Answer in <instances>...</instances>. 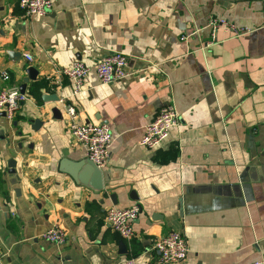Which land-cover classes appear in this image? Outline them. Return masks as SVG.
Wrapping results in <instances>:
<instances>
[{"label": "crops", "instance_id": "crops-1", "mask_svg": "<svg viewBox=\"0 0 264 264\" xmlns=\"http://www.w3.org/2000/svg\"><path fill=\"white\" fill-rule=\"evenodd\" d=\"M18 1L0 0V91L28 77L13 118L0 110V264H144L155 239L180 230L189 252L174 264L264 260V0H52L43 17L25 16ZM113 52L131 74L101 84L93 67ZM76 60L91 71L74 96L58 70ZM64 103L78 122L111 129L101 189L89 166L70 164L86 154ZM168 103L179 125L144 148V126ZM133 204L126 240L105 213ZM53 225L63 243L43 237Z\"/></svg>", "mask_w": 264, "mask_h": 264}, {"label": "built area", "instance_id": "built-area-1", "mask_svg": "<svg viewBox=\"0 0 264 264\" xmlns=\"http://www.w3.org/2000/svg\"><path fill=\"white\" fill-rule=\"evenodd\" d=\"M19 6L27 17L46 16L52 7V0H19ZM222 22V21H221ZM218 21H211L210 25L215 30ZM26 60H31V55L25 53ZM99 83L110 84L121 81L131 72L128 70V59L121 52H113L102 57L93 67ZM91 67L81 60H76L68 66L61 67L58 73L67 77L72 83V95H77L84 89ZM4 73L3 78L7 79ZM27 99L25 93L16 88H5L0 91V110L5 112L9 119L13 118L20 105ZM63 103V100H60ZM67 119V128L77 144L85 151L98 168H102L108 158L113 137L110 127L104 123L78 122L77 112L73 104H63ZM179 125V115L175 106L165 104L156 113L155 117L144 126L143 135L139 144L144 148L153 149L163 143L169 136L170 130ZM140 214V206L133 204L129 207H110L105 213L106 224L123 239L130 240L134 234V221ZM43 237L48 241L60 244L65 240V233L58 225L46 229ZM150 256L144 264H174L186 259L189 245L183 230L172 231L155 239L148 248ZM123 264H139L135 256L124 258ZM251 264H264V260H256Z\"/></svg>", "mask_w": 264, "mask_h": 264}, {"label": "water", "instance_id": "water-1", "mask_svg": "<svg viewBox=\"0 0 264 264\" xmlns=\"http://www.w3.org/2000/svg\"><path fill=\"white\" fill-rule=\"evenodd\" d=\"M26 72L29 74L30 77H32V72L34 73V69L28 68ZM27 81H28V77L24 78V83L19 88L20 92L24 93L25 83ZM56 98H57L56 96L52 97V99H56ZM51 111H52L53 114H55V112H59L60 113L59 109L56 108V107L53 108ZM1 115L5 116V112L2 111ZM33 123H34V128L36 129V126H39L42 123V121L40 119H35ZM66 161L67 160L60 161V169H64L63 165L66 163ZM70 164L73 165V166H78V165H82V164H85L86 166H89L91 168L90 171H91L92 176H93L94 181H95V182L92 183L93 187L98 188V189L102 188V185L100 183L101 169L98 168L89 158L85 157L82 161H80V162L78 161V163H75V164L70 163ZM15 165H16L15 161L10 159L9 162H8V172L9 173L16 174ZM67 172L70 175L74 176L72 170L68 169ZM17 180H18V178H17ZM110 197L113 198L114 203H116V200L114 199L115 195L112 194ZM152 219H155L154 215L152 216ZM118 252L121 253V254H125L127 252L126 246H125V244H124V242L122 240L118 241Z\"/></svg>", "mask_w": 264, "mask_h": 264}]
</instances>
